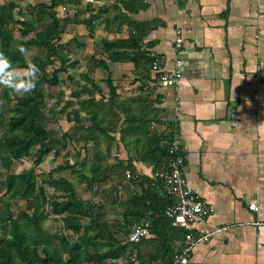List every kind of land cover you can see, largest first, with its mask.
<instances>
[{
	"label": "trees",
	"instance_id": "obj_1",
	"mask_svg": "<svg viewBox=\"0 0 264 264\" xmlns=\"http://www.w3.org/2000/svg\"><path fill=\"white\" fill-rule=\"evenodd\" d=\"M66 1L14 0L0 5V52L13 68H26V60H30L39 69L35 88L26 94L0 85V163L9 171L0 180V264H134L135 251L140 264H172L183 246L186 230L174 226L166 215L170 199L149 177L138 176L133 165L138 161L154 172L165 170L171 159L169 144L176 131L170 122L165 123L162 134L149 129V124L163 122L165 111L159 107L162 96L156 93L157 79L152 78L157 59L151 53L154 43H145L152 25L134 19L145 8V0H115L98 11L88 4L90 14L84 19L80 18L79 3L74 1L75 13L69 16L70 9H66L67 14L61 16ZM115 23L129 26L127 38L95 39L97 26ZM70 24L86 25L95 39V53L79 79L68 76L75 89L62 110L74 125L70 132L58 136L47 127V105L53 100L56 105L62 103L67 81L60 75L81 64L62 39ZM32 34L34 37L26 39ZM29 47H36L38 54L28 58L20 51ZM124 62L134 64L136 80L142 83L139 95L129 99H120L109 66ZM54 88H59L58 92ZM101 141L107 143L106 153L96 149ZM79 142L83 147H78ZM114 143L126 149L133 144L136 155L127 163L118 160L116 165H109L107 159L112 156ZM69 145L73 148L68 154L74 153L71 159L75 164L85 154L83 169L89 165L90 145L95 150L92 175L78 172L91 186L110 181L114 171L133 173L130 182L138 190L127 201L118 202L121 218L113 224L104 218L103 206L80 197L68 179L45 175L39 181L34 171H12L24 157L34 155L39 164L52 153L58 156L59 150ZM65 161L57 170L74 168L69 157ZM47 185L62 195L51 197ZM18 201L25 202L27 208L15 215L13 205ZM148 214L152 217L151 236L139 244H127L130 228ZM49 216L61 220L59 231L53 233L44 227ZM68 231L74 237L67 235Z\"/></svg>",
	"mask_w": 264,
	"mask_h": 264
},
{
	"label": "crops",
	"instance_id": "obj_2",
	"mask_svg": "<svg viewBox=\"0 0 264 264\" xmlns=\"http://www.w3.org/2000/svg\"><path fill=\"white\" fill-rule=\"evenodd\" d=\"M73 1L79 3L81 19L90 14L88 4L98 11L116 2L67 0L63 10L70 9L69 16L77 8ZM134 19L152 25L145 43H154L151 53L165 68L181 61L182 78L176 86L158 83L159 107L165 113L163 122L149 124V129L162 134L170 122L180 136L185 177L212 209L207 222L194 230L225 228L198 245L189 264H264V226L253 224L264 223V0H145ZM178 30L184 41L181 50L175 47ZM64 36L66 43L71 41L68 50L76 44L86 50V62L79 59V71L85 73L95 39L127 38L129 26L99 25L92 39L86 25L70 24ZM109 66L120 99L139 95L142 83L133 63ZM152 78L157 79L156 73ZM117 151L118 160L127 163L137 150L133 144L127 149L120 144ZM133 165L147 177L153 172L142 162ZM128 171L119 173V189L126 184L133 194L138 188L127 180ZM253 204L258 211L250 209Z\"/></svg>",
	"mask_w": 264,
	"mask_h": 264
},
{
	"label": "rangeland",
	"instance_id": "obj_3",
	"mask_svg": "<svg viewBox=\"0 0 264 264\" xmlns=\"http://www.w3.org/2000/svg\"><path fill=\"white\" fill-rule=\"evenodd\" d=\"M10 1H14V0H0V5L7 4ZM37 1H41V0H33V2H37ZM64 14H67V12H65L63 8H61V16ZM30 37H34V34L30 35L26 39H29ZM62 39H63V42L66 43V41H68L67 40L68 36L67 38L66 36H64V38L62 37ZM70 43L71 41L69 40V42H67V45L70 46ZM69 48L71 50L69 51L71 52L72 54L71 56L73 58L75 59L81 58V60H83L84 58V62H86L89 56L87 53H85L86 50L83 49V47L77 46L76 44ZM25 52L27 54L26 57L32 58L33 56L38 54L39 50L36 47H29V48H25ZM80 68L81 66H78L77 68H70L68 74L60 75L61 79H63L64 81H67V84L63 85V91L65 93V96L61 100L62 103L59 105H56V100L55 101L53 100V101H49L47 105L48 109H47L46 118L49 120L47 127L53 130L58 136H62L64 133L70 132L74 125V123H69L67 121L66 112L62 110V107L64 106L65 101L70 99L71 91L75 89L74 83L71 82V80H69L68 76L71 75L74 79H79L78 77L80 74V71H79ZM58 90L59 88L53 89L54 92H58ZM1 92L2 91L0 89V94ZM78 147L79 148L83 147V142H79ZM72 148L73 147L71 145H69L66 149L61 148L59 150L60 154L58 156L52 153L48 157H46L42 163H39V164L36 163V160H35L36 158L34 155L30 157L29 156L24 157L20 162L14 164V166L12 167L13 169L12 171L16 173L34 171L36 175H38L39 181H41L43 179L42 176H45V175L47 176L50 175L56 178L57 180H60L62 178L68 179L74 184L75 189L80 197L86 200L94 201L98 203L99 206H103L104 218L107 221H109L111 224H113L116 220H119L121 218L119 215V212L121 210H120V206L118 202H125L132 195L131 191H127L125 189L126 184L125 186H123L124 188H122V190L119 189V186L122 185L121 184L122 174L125 175V172L120 175L119 173L114 171L112 174L113 177L110 181L106 183H102L98 185L95 184L91 186L88 184V182L81 179L78 172H83L84 174L89 175V176L92 175L91 173V167L93 165L92 158L94 157L95 150L92 149V146L90 145L91 157L89 158V161H88L89 165L87 166V168L83 169L81 167L82 166L81 164L85 157V154L82 152L83 153L82 158H80L77 164H75V161L72 160L74 159V156H73L74 153L70 154L71 157L68 154L69 151L72 152ZM96 149L103 153H106L107 143L105 141H101L99 143V146ZM112 152H113L112 156L107 159V163L111 166L116 165L118 163L117 160L119 159L120 154H121V152L117 151V144L115 143L112 145ZM68 157L70 158L71 163L74 168L65 169L63 171L57 170L61 165H65L66 163L65 160L68 159ZM98 167L99 165L94 166V168H98ZM8 173L9 171L5 167H3V165L0 163V180L4 179ZM46 187L51 197L54 198V197H59L60 195H62V193L55 191L50 186L47 185ZM26 208H27V204L23 201H18L17 203L13 205L15 215H17L20 210H23ZM44 227L54 233L56 231H59L62 228V222L59 218L49 216L47 221L44 222ZM66 234L74 237V235L70 231L66 232Z\"/></svg>",
	"mask_w": 264,
	"mask_h": 264
},
{
	"label": "built area",
	"instance_id": "obj_4",
	"mask_svg": "<svg viewBox=\"0 0 264 264\" xmlns=\"http://www.w3.org/2000/svg\"><path fill=\"white\" fill-rule=\"evenodd\" d=\"M183 37L181 30H178L175 37V47L181 50L183 46ZM181 61L175 59V67L167 69L163 61L159 58L153 64V72L156 73L158 83L161 87H174L181 78L182 71L179 68ZM3 136V130L0 128V139ZM170 162L165 170L151 172L149 178L157 184L164 196L170 199L167 206L166 215L173 221V225L186 230V236L181 250L176 254L172 264H189L194 249L210 241L214 236L225 231V228L219 227L203 232H196V225L205 224L211 215L212 209L208 202L202 198L195 189L189 184L185 177V157L183 155L180 136L177 131L169 144ZM138 176L144 175L145 172L138 171ZM137 174L135 177H138ZM127 180H132L133 173L128 172ZM250 209L258 211L256 204L250 205ZM259 229L264 226L262 222L253 223ZM139 229V234H137ZM152 234V217L148 214L138 224L133 225L130 230L126 243L129 245L139 244L143 239L149 238ZM135 236V239L132 237ZM132 261L134 264H140L137 251L133 253Z\"/></svg>",
	"mask_w": 264,
	"mask_h": 264
},
{
	"label": "clouds",
	"instance_id": "obj_5",
	"mask_svg": "<svg viewBox=\"0 0 264 264\" xmlns=\"http://www.w3.org/2000/svg\"><path fill=\"white\" fill-rule=\"evenodd\" d=\"M20 51L27 55L24 49H20ZM26 63V68H13L8 57L0 52V85L17 94L21 92L26 94L32 91L38 80L39 69L30 60H26ZM137 234H139V229H137ZM132 239H135V236Z\"/></svg>",
	"mask_w": 264,
	"mask_h": 264
}]
</instances>
